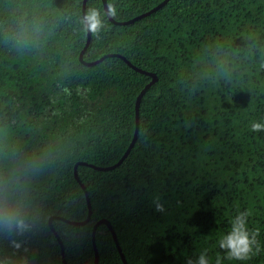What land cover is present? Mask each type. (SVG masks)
Listing matches in <instances>:
<instances>
[{"label": "trees", "instance_id": "obj_1", "mask_svg": "<svg viewBox=\"0 0 264 264\" xmlns=\"http://www.w3.org/2000/svg\"><path fill=\"white\" fill-rule=\"evenodd\" d=\"M106 1L123 21L162 0ZM82 2L0 0V131L7 125L26 149L50 148L55 159L38 184L46 227L24 238L30 264H64L49 219L88 216L74 166L118 162L133 138L136 97L151 80L116 56L80 61ZM25 8L58 26L39 49L17 51L4 36ZM89 8L100 10L104 27L91 34L83 60L119 53L156 81L141 98L137 138L121 164L77 166L90 219L51 221L66 263H94L92 229L106 219L127 264H186L201 252L209 264H264V131H251L264 122V0H168L127 25L107 17L102 0H87ZM157 196L163 214L154 210ZM244 211L258 250L230 259L219 240ZM95 243L97 264H123L106 224Z\"/></svg>", "mask_w": 264, "mask_h": 264}, {"label": "clouds", "instance_id": "obj_2", "mask_svg": "<svg viewBox=\"0 0 264 264\" xmlns=\"http://www.w3.org/2000/svg\"><path fill=\"white\" fill-rule=\"evenodd\" d=\"M106 14L115 16L116 6L108 5ZM80 24L83 30L98 36L104 27L100 10L87 9L80 17ZM57 26L47 15L25 8L13 16L4 39L17 51L39 49ZM251 131H264V122H253ZM54 163L50 148L28 150L3 125L0 131V245L6 247H0V264H30L24 238L38 235L46 227L47 205L38 184ZM152 203L156 212L165 213V204L159 196ZM247 217L246 211L240 212L232 221L231 231L219 240V247L226 251L227 258L246 260L254 254V248L258 250V232L249 231ZM186 264H209V259L206 252H201L195 261L188 259ZM216 264H221L219 257Z\"/></svg>", "mask_w": 264, "mask_h": 264}, {"label": "water", "instance_id": "obj_3", "mask_svg": "<svg viewBox=\"0 0 264 264\" xmlns=\"http://www.w3.org/2000/svg\"><path fill=\"white\" fill-rule=\"evenodd\" d=\"M86 1L87 0H83V2H82V15L86 11ZM167 1L168 0H162L160 3H158L156 6H154L150 10H148L146 12H143V13L137 15V16H134L133 18H130L128 20L118 21V20L113 19L112 16L107 15V14L106 15L114 24L127 25V24H130V23L134 22L137 19H140V18H143L144 16L150 15L155 10H157L158 8H160L164 4H166ZM102 3H103V7H104V10H105V13H106V9L108 7L107 1L106 0H102ZM90 40H91V33L87 32L86 42H85L84 47L82 48V50L80 51V54H79L80 61L83 62L85 65H93V64H96V63L102 61L106 57L116 56V57H119V58L123 59L129 66H131L136 71L150 76L151 80L141 89V91L139 92V94L136 97V101H135V130H134L133 138H132L128 148L126 149L124 154L121 156V158L118 160V162L115 163L114 165H111V166L99 167V166H95V165L87 163V162L79 161L74 166V177L80 183V185H81V187H82V189H83V191L85 193V196H86V201H87V204H88V216H87V218L85 220L79 221V222L66 220V219H64L62 217H57V216H52L49 219L50 228L54 232L56 238L59 241V244H60V247H61V253H62V261H63L64 264H67V263H66V260H65V257H64L63 243H62L61 238L59 237V235L54 230V227H53V225L51 223L52 219L53 218H59V219H62L64 221L68 222V223H71V224H85L90 219V216H91V204H90V199H89V196H88V191H87L86 187L81 182V180H80V178L78 176L77 166L78 165H87V166L93 167V168H95L97 170L105 171V170L113 169L114 167H116L119 164H121V162L124 160V158L130 152V149L132 148V146H133V144H134V142H135V140L137 138V134H138V130H139L138 111H139V105H140L141 98L143 97V95L146 92V90L148 89V87L150 85H152V83H154L156 81V75L154 73L145 71L143 69H140V68L134 66L129 60H127L123 55H121L119 53H110V54L103 55L100 58H98L96 60H93V61H84L83 60V53L86 50V48L88 47V45L90 43ZM102 223L106 224L108 226V228L110 229L112 237H113V239L115 241V244H116V248H117V250H118V252L120 254V257H121V259L123 261V264H127L125 256H124V254L122 252V249H121V247H120V245H119V243L117 241L116 233L114 232V229L112 228L110 222L108 220H106V219L98 220L96 222V224L93 226V229H92V240H93V246H94V252H95V260H94L93 264H97L98 263V251H97V247H96V243H95V231H96V228L98 227V225H100Z\"/></svg>", "mask_w": 264, "mask_h": 264}]
</instances>
